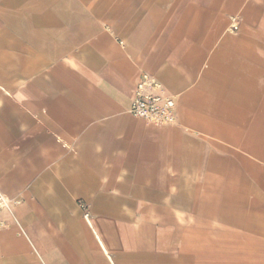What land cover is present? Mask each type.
I'll return each instance as SVG.
<instances>
[{
	"label": "crops",
	"instance_id": "1",
	"mask_svg": "<svg viewBox=\"0 0 264 264\" xmlns=\"http://www.w3.org/2000/svg\"><path fill=\"white\" fill-rule=\"evenodd\" d=\"M0 196V264H264V0H0Z\"/></svg>",
	"mask_w": 264,
	"mask_h": 264
},
{
	"label": "built area",
	"instance_id": "2",
	"mask_svg": "<svg viewBox=\"0 0 264 264\" xmlns=\"http://www.w3.org/2000/svg\"><path fill=\"white\" fill-rule=\"evenodd\" d=\"M176 103L167 94L159 81L148 74H142L136 84L130 114L146 123L170 126L175 124ZM0 196V209L7 206Z\"/></svg>",
	"mask_w": 264,
	"mask_h": 264
}]
</instances>
